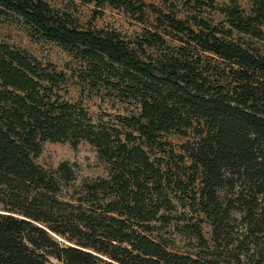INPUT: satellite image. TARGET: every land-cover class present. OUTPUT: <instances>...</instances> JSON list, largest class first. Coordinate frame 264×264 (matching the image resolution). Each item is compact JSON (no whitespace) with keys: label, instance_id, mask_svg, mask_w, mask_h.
<instances>
[{"label":"trees","instance_id":"1","mask_svg":"<svg viewBox=\"0 0 264 264\" xmlns=\"http://www.w3.org/2000/svg\"><path fill=\"white\" fill-rule=\"evenodd\" d=\"M79 1L141 18L146 8L144 0ZM185 1L220 11L231 29L192 18L195 30L190 20L169 14L157 21L200 52L231 63L233 84L215 86L187 60L147 57L145 46L166 45L160 34L148 31L134 48L117 32L77 28L47 0H0V17L19 16L32 39L86 64L81 81L139 106L138 115L118 118L119 126L96 124L82 107L61 101L64 74L0 43V264H49L48 258L63 264H226L173 251L151 236L162 210L173 208L164 192L167 162L152 153H167L164 136L188 132L198 140L177 158L191 176L177 188L199 182L200 212L217 243L224 233L230 237L227 227L237 215L241 234L227 244L238 251L235 263L264 264V0H250L249 13L236 0L223 8L215 0ZM180 51L187 55V48ZM46 142L74 150L88 143L108 164V177L85 181L77 194L63 197L75 171L66 162L54 173L39 166Z\"/></svg>","mask_w":264,"mask_h":264},{"label":"rangeland","instance_id":"2","mask_svg":"<svg viewBox=\"0 0 264 264\" xmlns=\"http://www.w3.org/2000/svg\"><path fill=\"white\" fill-rule=\"evenodd\" d=\"M47 1L54 10L67 17L81 30L117 32L134 48L137 42L147 36L148 31L157 33L166 40V45L161 48L145 46L147 57L166 60L173 56L187 60L197 66L215 86H229L236 80L235 67L231 63L200 52L194 44L188 43L183 35L176 37L177 33L157 21L162 14H169L179 20H190L191 26H194L192 18H198L224 32L229 31L231 26L225 15L207 5L199 6L195 2L188 4L185 0H144L146 8L141 18L124 9L109 6L96 7L93 3L85 4L79 0ZM236 2L242 10L249 13L252 6L250 0H236ZM215 5L218 8L228 7L231 1L215 0ZM193 28L199 30L195 26ZM165 32H172V35ZM30 34V27L19 16L9 13L0 17V43L27 54L37 60L42 67L49 70L54 68L57 73L67 77V84L61 86V90L57 92L61 96V101L82 107L94 123L107 127L119 126L118 118L120 117H132L139 114V106L135 101L122 100L115 92L104 88L93 90L88 83L81 81L78 77L79 72L87 68L86 64L75 60L71 54L53 43L32 39ZM219 36L233 41L248 40L236 33L232 37L223 33ZM177 38H184V40L181 42ZM183 47L187 48L186 56L180 51ZM197 140L193 132H188V137L178 134L167 135L161 139L166 144L167 153L158 151L152 153L153 158L158 156L167 162L168 168L164 167L167 179L164 192L173 204V208L162 210L160 216H164V219L155 223L156 231L151 236L179 253L205 259H217L226 264H236L234 256L238 255V251L236 247L227 244L230 239L236 240L241 234L237 215H233L231 225L227 227L230 237L225 236L226 233H224V239L220 241L221 243H217L209 219L200 212L198 202L201 185L199 182L190 189L186 188L185 191L177 188V182L187 184L191 176V172L183 169L186 167L180 163L177 156H186L183 146L193 144ZM64 162L72 165L75 171V181L70 186L63 187L65 198L77 194V190L85 181L107 178L109 175L108 164L99 159L96 149L88 143H82L77 150H74L69 143L46 142L43 144L42 153L36 159V163L50 173L56 172L59 165ZM186 164H189V160H186ZM197 231H200L201 237L196 234ZM200 238L203 239L200 240ZM48 262L63 264L55 258H48Z\"/></svg>","mask_w":264,"mask_h":264}]
</instances>
